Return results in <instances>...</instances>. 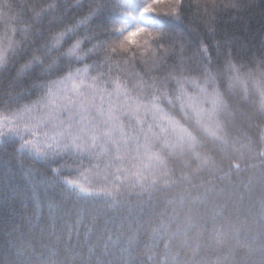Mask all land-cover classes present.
I'll return each mask as SVG.
<instances>
[{
    "label": "snow or ice",
    "instance_id": "snow-or-ice-1",
    "mask_svg": "<svg viewBox=\"0 0 264 264\" xmlns=\"http://www.w3.org/2000/svg\"><path fill=\"white\" fill-rule=\"evenodd\" d=\"M44 3L22 19L0 2V140L38 165L25 170L34 198L60 194L51 223L40 216L43 228L16 238L13 264H264V56L241 62L214 26L218 11L245 5L144 0L137 14L126 0ZM193 8L211 44L185 31ZM148 13L169 22L141 26ZM249 170L254 234L252 185L232 180ZM82 227L106 238L95 259L96 245L85 256L71 242Z\"/></svg>",
    "mask_w": 264,
    "mask_h": 264
},
{
    "label": "trees",
    "instance_id": "trees-1",
    "mask_svg": "<svg viewBox=\"0 0 264 264\" xmlns=\"http://www.w3.org/2000/svg\"><path fill=\"white\" fill-rule=\"evenodd\" d=\"M3 3H11L13 11L11 15L16 16L23 12L22 19H28L31 6L41 3L46 7L44 0H0ZM56 0H47V3H54ZM62 3L75 4L77 0H60ZM86 2V0H82ZM132 4V10L138 14L139 8L143 7L144 0H126ZM195 2V0H193ZM242 5H245L242 10H220L216 14L215 29L216 39H227L232 42L235 51L240 56L241 62H247L253 57L264 56V0H240ZM157 7L162 5L157 4ZM7 11L6 9L4 10ZM195 8L191 9L184 21V24L189 29H195L196 32L191 33L190 40L194 45L197 39L196 33H199L201 38H205L208 43L213 40L208 36L205 24L195 15ZM69 15L73 13L69 11ZM130 19L121 17V23L127 25ZM168 18L160 17L152 13L147 14L145 23L146 28L160 29L168 24ZM47 24V21H44ZM15 27H23L24 25H14ZM4 25L0 23V38L4 35ZM181 27H184L181 25ZM188 55L191 54L190 49H186ZM35 99V96L32 97ZM22 101L13 107H20ZM256 104L259 103V97L255 98ZM4 111L3 106L0 105V114ZM249 134L256 137V129H251ZM18 149V144L14 146ZM10 144H5L0 140V264H13L15 256L13 254V244L21 233L29 234L38 228H43L45 225L39 220L40 216H44L45 220L51 223L47 212L48 202L52 198H59V193L55 190L49 189L45 192L42 188L38 189L39 200L33 197V182L25 176V170L29 167H38L31 163L30 157H24L19 151H15ZM23 159V167L20 161ZM224 166L227 168L228 161H224ZM176 166V165H173ZM51 175V173H49ZM252 176L251 181L248 180ZM259 173L256 170H249L242 173L238 179L233 176L232 180L239 183L243 180L246 183H251L253 195L252 202H255V207L251 208V216L247 218V223L251 228V234L259 230L260 224L258 222V208L260 188L258 183ZM227 181L221 182V186H226ZM67 203V202H65ZM249 198L246 195L244 200L237 205V211L233 213V221L239 223L245 220L244 213L249 211ZM86 207V206H85ZM239 217V219H238ZM255 218L256 222H253ZM71 220H69V224ZM87 223V221H85ZM61 230L65 237L68 235L66 228H63V221L60 222ZM106 241L105 237H99L98 232H88L86 228H81L80 235L77 237L75 233L72 234V244L79 245V251H82L87 256L89 247L96 245V250L93 259L98 255L103 254V244ZM109 247H112V242L107 241ZM125 245L121 244V247ZM116 250L113 249V252ZM243 253L241 252V255Z\"/></svg>",
    "mask_w": 264,
    "mask_h": 264
},
{
    "label": "rangeland",
    "instance_id": "rangeland-1",
    "mask_svg": "<svg viewBox=\"0 0 264 264\" xmlns=\"http://www.w3.org/2000/svg\"><path fill=\"white\" fill-rule=\"evenodd\" d=\"M147 20V14H145L144 16L139 18V23L141 24V26H144ZM133 21L130 20V22L127 24L129 27H131L133 25ZM145 27V26H144Z\"/></svg>",
    "mask_w": 264,
    "mask_h": 264
}]
</instances>
